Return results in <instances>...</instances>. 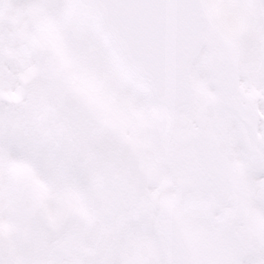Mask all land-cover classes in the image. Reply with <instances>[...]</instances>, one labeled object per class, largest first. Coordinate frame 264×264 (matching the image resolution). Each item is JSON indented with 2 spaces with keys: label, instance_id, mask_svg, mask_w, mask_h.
I'll use <instances>...</instances> for the list:
<instances>
[{
  "label": "snow or ice",
  "instance_id": "6c2138e0",
  "mask_svg": "<svg viewBox=\"0 0 264 264\" xmlns=\"http://www.w3.org/2000/svg\"><path fill=\"white\" fill-rule=\"evenodd\" d=\"M0 264H264V0H0Z\"/></svg>",
  "mask_w": 264,
  "mask_h": 264
}]
</instances>
